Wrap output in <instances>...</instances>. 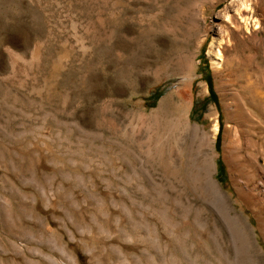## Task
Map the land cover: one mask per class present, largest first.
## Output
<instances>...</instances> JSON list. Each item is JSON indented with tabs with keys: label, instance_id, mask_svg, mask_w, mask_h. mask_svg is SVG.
Masks as SVG:
<instances>
[{
	"label": "rangeland",
	"instance_id": "374dc122",
	"mask_svg": "<svg viewBox=\"0 0 264 264\" xmlns=\"http://www.w3.org/2000/svg\"><path fill=\"white\" fill-rule=\"evenodd\" d=\"M0 264H264V0H0Z\"/></svg>",
	"mask_w": 264,
	"mask_h": 264
},
{
	"label": "trees",
	"instance_id": "16d2710c",
	"mask_svg": "<svg viewBox=\"0 0 264 264\" xmlns=\"http://www.w3.org/2000/svg\"><path fill=\"white\" fill-rule=\"evenodd\" d=\"M201 59L204 61V67L207 71V76L205 77V81L207 82L208 84V88H209V97L207 100H205L203 106H202V112L205 110V107L208 103L212 102V103H216L217 102V95L215 94L214 90H213V85H212V75H211V70L209 68V65H208V62H207V59L205 57V53H202L201 54ZM159 92L156 91L153 95L150 96V100H153V101H156L160 95L158 94ZM198 101H195L194 102V105H193V109H192V112H196L197 111V105H198ZM201 116V114L199 115ZM221 132H222V123H221V120L219 121V132H218V135H217V138H216V145H217V148L220 144V141H221ZM218 165H219V173H218V179L220 181H222L223 183H225L220 177L223 175V165L221 163V160H218Z\"/></svg>",
	"mask_w": 264,
	"mask_h": 264
},
{
	"label": "bare ground",
	"instance_id": "6f19581e",
	"mask_svg": "<svg viewBox=\"0 0 264 264\" xmlns=\"http://www.w3.org/2000/svg\"><path fill=\"white\" fill-rule=\"evenodd\" d=\"M194 32H195V29H194V27L192 26L191 28H190V35H193L194 34ZM211 46H210V49L208 50V53L210 54V56H212L213 55V44H210ZM216 55H217V57L214 59V58H212V60H211V62H212V65L216 68V69H219L220 68V65H221V52L219 51V52H217L216 53ZM217 131H218V126H217V124L215 123L214 125H213V133H214V135L217 133ZM203 138H205V137H203ZM207 139V138H206ZM209 140V142L212 144V140H210V139H208ZM205 160V159H204Z\"/></svg>",
	"mask_w": 264,
	"mask_h": 264
}]
</instances>
